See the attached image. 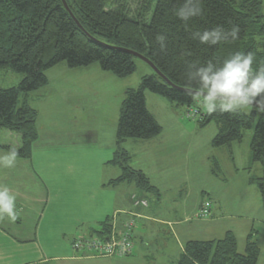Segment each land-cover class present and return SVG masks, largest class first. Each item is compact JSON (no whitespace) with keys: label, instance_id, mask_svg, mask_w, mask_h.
Masks as SVG:
<instances>
[{"label":"trees","instance_id":"16d2710c","mask_svg":"<svg viewBox=\"0 0 264 264\" xmlns=\"http://www.w3.org/2000/svg\"><path fill=\"white\" fill-rule=\"evenodd\" d=\"M129 1L65 0L79 28L61 0H0V71L23 76L16 87L0 89V132L19 135L17 157L29 158L38 137L37 113L25 101H19L48 84L44 72L60 63L70 70L97 64L102 71L124 79L136 71L137 59L124 50L135 52L177 88L170 87L152 71V75L141 79L138 90L125 91L116 128V150L109 161L120 169L121 175L110 185L133 182L155 194L157 190L145 175L128 166L129 157L121 148L126 140L147 141L162 131L147 110L144 92L188 110L197 99L181 90L194 91L185 77L190 65L209 60L220 64L236 51L254 54V70L264 65V2L201 0L202 15L183 22L175 15L182 0H146L135 12ZM217 25L225 30L238 26L237 38L214 46L202 45L193 38V33ZM159 34L166 37L163 47L156 39ZM254 102L264 107V95ZM251 108L249 114L241 109L232 114L217 111L211 115L198 110L196 124L200 128L210 123L217 125L213 148H230L232 143L241 142L243 131L252 130L251 161L260 163L262 175L250 178L249 183L257 186L264 207V113ZM212 166L215 172L219 171L216 161ZM108 230L106 221L95 234ZM253 237L252 232L246 237L244 254L238 253L236 236L230 231L219 240L188 241L176 264H257L260 249Z\"/></svg>","mask_w":264,"mask_h":264},{"label":"crops","instance_id":"0c3cea01","mask_svg":"<svg viewBox=\"0 0 264 264\" xmlns=\"http://www.w3.org/2000/svg\"><path fill=\"white\" fill-rule=\"evenodd\" d=\"M80 69L81 72L78 73H81L82 76L83 72L90 73V75L95 77L99 75V70L94 65ZM93 81L85 82V85L97 84L95 80ZM104 91H99L97 94L100 98H103V103H105L106 97L110 103L119 104L120 96H117V94L112 96L108 92L105 95ZM33 93L20 98L21 102L25 101L29 105L28 100ZM88 97L86 96V98ZM153 101L159 106L161 104L167 108V111L159 117L162 118L161 122H159L160 120L154 116L146 102L147 110L162 129L160 135L147 141L126 140L121 145V148L129 157L128 166L132 170L142 172L150 185L157 190L154 194L155 198L152 199L154 204L152 205L151 203L149 205V203L146 209L138 211L141 214V218L138 219L137 227L134 231V248L130 258L95 259L80 257L70 252L69 248H64L61 245L63 242H60V221L61 219L63 221V213L71 212L73 216L70 218V223L76 226L85 224L87 228L95 225L100 228L101 224L108 221L115 212L127 210L131 207L130 201L127 200L126 188H124L126 182L110 185V182L121 175L118 167L109 164L116 150L115 135L118 119L115 120L116 127L112 128L107 136L102 135L104 141L98 142L95 134L96 132L103 134L104 127L94 125L93 119L90 120L91 110L86 109L90 107H85L86 110L81 111L78 117L80 128L85 130V133L90 138H87L90 143H87L86 146H81L79 151L76 150V153L74 152L71 157L65 158L64 155L66 153H58L59 156L56 158L36 157L35 151L38 145V136L32 145L29 158L17 157L14 166L8 168L0 166V185H7L12 193L16 195L17 211V219L14 222L10 221L7 216L0 218V264H79L83 261L94 259L101 260L105 264H109V262L111 264H127V262L133 263L139 257L150 258L153 260L151 264H176L183 252L184 244L188 241L205 242L219 240L229 231L234 233L237 239L236 230L238 226L223 229L222 222L225 218L219 211H215L217 205L219 206V201L213 191L209 189H207L208 193H202L204 197L196 200L190 212L184 211V204L182 203L181 207H173L168 212L166 211L165 216L160 217L162 216V204L166 202L167 197H170L168 199L174 205L177 204V199L181 198L183 193L185 198H188L189 193L180 190V187L173 190L166 189L165 185L170 186L172 184L171 181L179 171L176 157L178 151H181V147L185 144L184 141L187 140V137L190 140L191 136L195 140L199 139V132L203 128L197 125L191 127L183 124L180 115L176 114L173 104H168L169 106L167 107L162 100L156 98ZM162 120L166 123H162ZM58 124L56 122V124L51 126L55 129ZM5 133L4 136L7 139L0 140V155L7 153L10 149L15 148L18 150L20 148V136L11 132ZM98 146H100V151L96 154ZM136 148H139L143 154L144 152L145 154L148 153L142 158L143 160H140L139 157L141 158L144 155H138L136 151L134 152ZM178 155L180 156L181 153ZM96 164L103 169V175L101 173L98 176L95 175ZM64 166L71 173L67 172L65 174L63 172ZM191 166L194 168L193 164ZM192 168L189 169V171L191 170L190 173L188 172L186 175L185 180L187 182L191 179V174L195 172V168ZM32 186L39 193H31ZM204 203H209L210 215L200 220L197 218V214ZM45 210L51 213L48 221L45 220V216L42 219L41 217L38 218L39 214H45ZM193 213L191 220L190 214ZM31 214H34V217L29 221ZM193 220L195 222H192ZM196 221L200 222L195 224L196 227L193 228L191 224L196 223ZM255 222L264 224V209L260 208L258 212H255V217H250L249 224L244 229L245 239L243 245H245L248 234L254 231ZM153 224L165 226L171 231V245L176 244L177 253L171 257L170 261H161L159 259L157 261V259L141 252V248L137 249L135 241L147 242L150 237L155 236ZM166 231L165 228H161V232H157L155 237L159 238L162 236V239H165ZM168 243L169 241H167ZM256 243L260 249L259 243L257 241ZM136 250L138 252H135Z\"/></svg>","mask_w":264,"mask_h":264},{"label":"rangeland","instance_id":"374dc122","mask_svg":"<svg viewBox=\"0 0 264 264\" xmlns=\"http://www.w3.org/2000/svg\"><path fill=\"white\" fill-rule=\"evenodd\" d=\"M145 1L146 0H130L129 6L131 11L135 12V10L142 6ZM259 1L264 2V0ZM134 62L136 65V71L131 76L124 79H118L112 74L102 71L97 64L94 65L95 68L99 70V75L96 77L90 75V73H84L83 71L82 76V74L78 72H81L80 70L83 69H78L79 71H74L77 69L70 70L65 63H60L56 67L45 71L44 73L48 80V84L39 89L36 93L30 95V99L28 100L30 107L38 114L36 126L39 139L35 151L36 157L56 158L59 156L58 153H66L64 155L65 158H69L74 152L76 153V150L79 151L81 146H86L87 143H90V140H87V138L90 139L89 136H87L84 129L80 128L81 125L78 117L80 112L86 109L91 110L90 120L93 119V122L95 123L94 125L104 127L103 134H101V132H96V141H104L102 135L107 136L110 133V130L116 127L115 120L119 119L120 106L124 98L125 90H138L141 84V79L144 76L152 75V70L144 62L138 59L134 60ZM100 75L102 76L100 77ZM22 77L21 74L9 70L0 71V89L16 87ZM93 80H95L97 84L85 85V82H94ZM99 91H104L105 95L107 92L112 94V96L117 94V96H120L119 104L116 105L115 103H110L106 97L105 103H103V98H100L97 95ZM82 94L83 96H81ZM86 96L89 97L86 98ZM144 96H146L147 106L153 112L154 116L160 120L159 122H161L162 118L159 117L167 111V108L161 104L159 106L157 103H154L153 100L156 98L162 100L167 107L169 106L168 104L171 103L147 91L144 92ZM19 102H21V100ZM85 107L90 108L85 109ZM173 108L176 114L180 115L183 124L191 127L197 125L196 120L186 118V107L173 106ZM192 109H197L201 113L205 111V109L200 106L198 99L193 103ZM241 111L249 114L252 111V108L246 106L242 108ZM55 120L59 124L57 128L54 129L51 125L56 124ZM257 121L258 119H256L255 123ZM162 123L166 122L162 120ZM5 132L8 131L0 132V140L7 139L4 136L6 134ZM216 134L217 125L215 123H210L199 132V139L195 140V138L191 136L190 140L189 137H187V140L184 141L185 144L181 147V151H178L176 157L179 171L171 181L172 184L170 186L165 185V187L166 189L173 190L180 187V190H184L185 193L187 191L189 195L186 199L185 194L183 193V196L177 199L176 206L170 199H168L170 197H167L166 202H163L162 204V216L160 217L165 216L166 211L168 212L173 207H181L182 203L184 204V211L190 212L194 207L196 200L204 197V194L202 193L207 192V189H209L213 191L215 197L219 201V206L217 205L215 211H219V213L225 218L222 222L223 229L238 226L236 230L239 246L238 253L244 254V229L249 224L250 217H255V212H258L260 208H262V210L264 209L257 186L255 184H250L249 179L252 177H261L262 168L260 163H253L251 161L250 142L252 138V130L243 131L241 142L232 143L230 148H213L211 142ZM99 149L100 146L96 148V154L100 151ZM135 151L138 155H144L141 158L139 157L140 160H143L142 158L148 154H145V152L143 154L139 148H136L134 152ZM179 153H181L180 156L178 155ZM96 154L94 153V155ZM213 161H216L218 164L219 171L217 172L213 170ZM192 164L195 169L192 168ZM191 168L194 169L195 172L191 174L192 177L187 182L185 178L187 177V173H190L191 170L189 171V169ZM102 170L103 169L96 164L95 175L98 176L100 173L103 175ZM63 172H65V174L67 172L71 173L66 166L63 167ZM186 183H188L187 186ZM124 188H126L127 200L130 201L131 195L135 194L144 197L148 201V204L150 203L149 205H151V203L152 205L154 204L152 200L155 198L154 193L138 188L133 182H127ZM34 189L35 187L32 186L31 193L38 192ZM44 212L46 215L39 214L38 218L41 217L42 219L45 216V220L48 221L51 213L47 210ZM193 215L194 213L190 214L191 220ZM72 216L73 215L69 211L63 213V221L61 219V229L59 231L61 235L60 242H63L61 245L64 248H69V250H71L69 243L77 235H93L100 231L99 226L96 225L87 228L85 224L76 226L75 224L70 223V218ZM169 216L172 217L173 215ZM30 217L29 221L33 219L34 214H31ZM166 217H168V215H166ZM192 222L195 221L193 220ZM198 222L200 221L192 223L191 226L195 228V224H198ZM153 228L155 236L157 232H161V228H165L167 230L165 239H162V236L159 238L153 236L150 237L147 242L141 240L135 241L137 249L141 248V252L157 259V261L158 259L161 261H170L171 257L177 253L176 244L171 245L172 240L170 229L158 224H153ZM252 233L254 234V240L257 241L260 246V256L257 264H264V224L255 222L254 231H252ZM167 241H169L168 244ZM70 252L73 251L71 250ZM135 252L138 251L136 250ZM130 256L125 258H130ZM95 259L83 261L79 264H105V262ZM152 261L153 260L150 258L144 259L143 257H139L133 263L127 262V264H151ZM109 264H111V262H109Z\"/></svg>","mask_w":264,"mask_h":264},{"label":"clouds","instance_id":"9594fccd","mask_svg":"<svg viewBox=\"0 0 264 264\" xmlns=\"http://www.w3.org/2000/svg\"><path fill=\"white\" fill-rule=\"evenodd\" d=\"M201 0H182L175 15L183 22L202 15ZM238 26L233 25L225 30L221 25L193 33V38L202 45L214 46L229 38L236 39ZM157 42L163 47L166 37L159 34ZM254 54L236 51L220 64L209 60L203 64H192L185 73L186 83L194 89L193 95L199 104L211 115L220 113H236L252 104L264 95V65L253 69ZM18 156L13 148L0 155V166L12 167ZM7 216L10 221L17 219L16 195L7 185H0V218Z\"/></svg>","mask_w":264,"mask_h":264},{"label":"built area","instance_id":"2783aa9c","mask_svg":"<svg viewBox=\"0 0 264 264\" xmlns=\"http://www.w3.org/2000/svg\"><path fill=\"white\" fill-rule=\"evenodd\" d=\"M185 116L190 120L199 119L197 109H188ZM130 209L115 212L107 221L109 230L102 234L77 235L69 243L70 249L80 257L115 259L125 258L132 254L133 235L137 221L141 218L138 212L148 207V201L141 196L131 195ZM210 215L209 203H204L198 211L197 218L204 219Z\"/></svg>","mask_w":264,"mask_h":264},{"label":"water","instance_id":"95a60500","mask_svg":"<svg viewBox=\"0 0 264 264\" xmlns=\"http://www.w3.org/2000/svg\"><path fill=\"white\" fill-rule=\"evenodd\" d=\"M61 2H62V5H63V7H64V9L69 13V15L73 18V20H74V22L77 24V26L79 27V28H81V26L78 24V22L74 19V17L72 16V14H71V12H70V10H69V8H68V6H67V4H66V2H65V0H61ZM126 53H128L129 55H131V56H133V57H135V58H137L138 60H140V61H142V62H144L146 65H148L149 67H150V69L158 76V77H160L163 81H165L170 87H172V88H177V87H175L174 85H172L157 69H156V67H154V65L150 62V61H148L145 57H143V56H141V55H139V54H137V53H135V52H132V51H128V50H124ZM181 90H183V91H186V92H189L191 95H193L192 93H193V91H191V90H187V89H181ZM194 96V95H193ZM249 106H251V107H254V108H257V109H260V110H262V112L264 113V107L262 106V105H260L259 103H256V102H253L252 104H250Z\"/></svg>","mask_w":264,"mask_h":264}]
</instances>
